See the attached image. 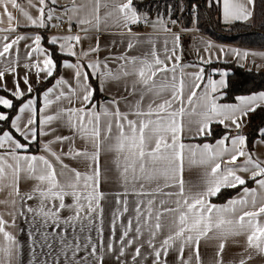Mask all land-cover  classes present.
Returning a JSON list of instances; mask_svg holds the SVG:
<instances>
[{"label":"snow or ice","instance_id":"obj_1","mask_svg":"<svg viewBox=\"0 0 264 264\" xmlns=\"http://www.w3.org/2000/svg\"><path fill=\"white\" fill-rule=\"evenodd\" d=\"M26 3L28 10L18 0H0V25L7 22L0 26V91L11 96L0 95L7 110H0V193L7 191L0 205L8 208L0 213V264H204L202 241L213 240L214 264H226V245L239 236L248 255L238 264L253 259L250 250L264 256V160L241 134L249 115L264 108V91L218 103L228 73L205 80L204 67L181 63L180 36L164 20L140 14L135 0ZM254 6L255 0H222V19L247 22ZM65 23L63 35L39 31ZM139 24L165 33L159 45L133 31ZM109 28L120 39L102 47L99 33ZM213 48L206 44L201 63L249 56ZM46 82L42 90L34 86ZM110 84L120 95L107 99ZM213 124L225 129L214 143H191L213 136ZM33 144L40 154L30 151ZM102 154H111L108 165ZM113 173L122 191L109 201L101 189ZM22 174L35 182L29 190H21ZM227 189L237 195L212 202ZM18 218L29 227L19 228Z\"/></svg>","mask_w":264,"mask_h":264},{"label":"crops","instance_id":"obj_2","mask_svg":"<svg viewBox=\"0 0 264 264\" xmlns=\"http://www.w3.org/2000/svg\"><path fill=\"white\" fill-rule=\"evenodd\" d=\"M138 0H135L136 6H137V2ZM61 3L63 4H67L68 0H60ZM18 3H21L22 6L25 7L26 10H28V6L26 3V0H18ZM255 6H256V0H255ZM255 6H254V10H253V17L247 21V22H252L254 20L255 17ZM138 8V12L142 15H148L150 17V21H156L157 19H162L165 21L166 24L171 23V21H175V23H171L174 25V27L176 28H180L182 26H184L183 24H181L179 21L172 19L170 17H165L162 16L160 14H157L156 12H148L146 9H142V8ZM11 11H13V15L14 16H20V13L17 10H13V9H9ZM0 11H2V9H0ZM220 14H221V19H222V0L220 2ZM222 22L223 19H222ZM21 23H23V19L21 17ZM226 23V22H224ZM230 23V22H228ZM2 27H6L7 26V22L5 20V24L4 25H0ZM67 29H68V25L67 23H65L62 27L60 28H54L51 29L50 31H46V30H39L42 33H46V35L48 36V38L51 37V35L56 34V35H63L67 33ZM37 31L36 29H32V28H21L19 29L20 33H31V32H35ZM76 29H73V32H75ZM119 30L116 28H109V30L107 32H101L99 33V39L101 42V46L104 47L106 45H109L111 43V41L113 39L115 40H119L120 36L119 35H112V33H116ZM174 34H178L180 36V34L178 32H174L171 31ZM136 33H139L141 35V38H146L149 34H151L153 37L157 38V42L158 45L159 43L162 41L165 33L163 32H154L153 29L150 26H146V29L143 31H138ZM2 35V34H0ZM81 35H83V33H81ZM90 36H92L93 38H95V36L97 35V33L92 32L89 33ZM94 43V40H93ZM207 43H211L212 45H214V48L212 49L213 52H216L217 55H219L218 50L219 49H224L225 51L228 50H237L241 53L244 52H248L249 56L247 57V59H239L236 56L229 54V55H220V58L217 59L216 56H213L212 59L213 61H220V62H224L227 60H235L238 64L240 65H245L248 68H254V69H259L261 67H264V48L261 47H249L246 45H239L236 43H231V42H223L221 40H218L214 37H210L206 34H199L197 33L196 35L194 34L187 42L182 41L181 37H180V44H181V48H182V61L181 63L185 64V65H198L200 67H204L205 68V80L207 79L208 76H211L213 79L219 80L221 79V76L219 75V72H227L228 75L226 77H224V79L227 81L228 83V76H229V68H225V67H221L218 65H209V64H203L200 61V57H205L207 58V53L204 51V48L206 46ZM47 46V45H45ZM85 46H87V42H85ZM48 47V46H47ZM58 47V46H56ZM146 45H142L140 46V48L134 50L133 52L130 53V55H136L141 53L142 51H144L146 49ZM122 47H116L113 49V51H121ZM105 55V52H101V56ZM59 59H62L61 57ZM115 67V65H113ZM197 68L196 67H188L186 68L187 72H194L196 71ZM22 71V70H21ZM60 73L61 74H65L66 77L68 75H70V72L66 69H64L63 67H61L60 69ZM34 79V77H33ZM7 83H8V87L11 88L12 87V77L9 76L7 78ZM37 84H35L34 86H36ZM225 89H221V92L224 93L225 95ZM199 91V90H198ZM259 91H264V90H257L254 92H250V93H243V94H239V95H248V94H252V93H256ZM120 95V92L118 91V86L115 84H110L109 85V92L107 94V99H111L113 95ZM0 95H5L6 98H11L10 94L5 93L3 91H0ZM37 95V94H36ZM223 95V97H224ZM223 97L221 99L218 100V103H235L236 101H224ZM38 98V104L40 106H42V94H38L37 95ZM100 99H105V96H101ZM0 110L3 111H7L2 109V107H0ZM261 129H264V127H262ZM64 134H68L67 131H64ZM233 135H235V132L232 133ZM241 134L245 135V133H243L241 131ZM200 137H197L195 139H193L191 141V143H203V142H208V143H214V141H210V140H202L200 139ZM219 138V137H218ZM249 150V149H248ZM32 153L34 154H40V149L38 148L37 151L35 150H30ZM250 151V150H249ZM250 152H253L254 155L256 157H259L261 160H264V143L261 142V136H259V138H257L254 142V149ZM111 160V154H102L101 156V162L102 165H108L110 163ZM243 160V158H241V161ZM66 163H69L71 166H76L77 162L76 161H71V160H65ZM112 181L111 182H107V183H102V191H104L105 193H110L111 195L108 196L109 201H114L115 199V194L119 193L122 191L121 185L119 182H117L116 178H115V173L112 174ZM191 179L195 182L198 181L199 177L198 175H196L195 173L191 176ZM34 181H29L24 179V176L22 174V178H21V190L22 191H26L29 190L31 185L34 184ZM251 187H256V185L254 183L250 184ZM237 195V192L234 193L233 195H231V197H229L228 199L234 197ZM7 196V191L0 193V199H4ZM131 199V198H130ZM212 202L216 203V204H224L227 202V199L224 201H213ZM8 211V208L4 205H0V213H6ZM5 219H10V217H8L7 215H5ZM17 225L19 228H24L27 229L29 226L28 224L23 220V219H17ZM12 231H16V229H12ZM18 235V238L20 239L21 243H25L27 240V237L25 235V233L23 232H17L16 233ZM246 238L244 236H239V237H234V238H230L227 245H226V251L224 254V260L226 262V264H232V262H236V264H238V261L243 258L246 257L248 255V253H246L244 251L245 247H246V243H245ZM218 243L219 241H202V256H203V260H204V264H214L213 261V256L215 254L214 249L216 247H218ZM251 251V255L253 256V259L248 261V264H264V256H260L257 255L254 251ZM25 261L27 260V249H26V244H25Z\"/></svg>","mask_w":264,"mask_h":264},{"label":"trees","instance_id":"obj_3","mask_svg":"<svg viewBox=\"0 0 264 264\" xmlns=\"http://www.w3.org/2000/svg\"><path fill=\"white\" fill-rule=\"evenodd\" d=\"M138 0L137 7L148 9V12L165 17H170L179 21L184 26H190L194 22L193 8H197L196 25L202 31L210 36L223 42H231L249 47L264 48V0H256L255 17L252 22L235 21L224 23L220 14V3L216 0ZM155 8V9H154ZM48 46V45H47ZM51 47V46H48ZM60 57H58L59 59ZM209 65H218L229 68L228 87L225 89L224 101H234L239 94L250 93L257 90H264V67L259 69L248 68L245 65L238 64L235 60H227L224 62L213 61ZM61 67L58 69L60 72ZM50 86L49 83L37 84L35 88L42 90L44 87ZM6 93V92H5ZM38 91L36 94H40ZM8 94V93H7ZM14 103H19L15 101ZM214 135L211 137H200L202 140L214 141L220 137L225 129L219 124H213ZM264 127V108L257 109L247 118V123L241 130L246 134L248 140V149H254V142L261 136V128ZM38 146L33 144L30 150H38ZM251 184V182H250ZM237 190H223V197H213V201H224L231 197Z\"/></svg>","mask_w":264,"mask_h":264},{"label":"built area","instance_id":"obj_4","mask_svg":"<svg viewBox=\"0 0 264 264\" xmlns=\"http://www.w3.org/2000/svg\"><path fill=\"white\" fill-rule=\"evenodd\" d=\"M192 14L194 15L195 19L192 25L190 26H182L180 28H176L174 27L173 24L168 23L167 27L171 29V31L174 32H178L180 34V37L182 39V41L187 42L194 34L196 35L197 33L199 34H205L202 29H200L197 25H196V14H197V8H193L192 10ZM147 16L149 19L150 17L148 15ZM64 25V24H63ZM146 29V25L144 24H139V25H135L133 26V31L134 32H138V31H143Z\"/></svg>","mask_w":264,"mask_h":264},{"label":"rangeland","instance_id":"obj_5","mask_svg":"<svg viewBox=\"0 0 264 264\" xmlns=\"http://www.w3.org/2000/svg\"><path fill=\"white\" fill-rule=\"evenodd\" d=\"M158 2H161V1H157V0H154V3L155 4H158ZM155 9V8H154ZM148 10V9H147ZM156 10H153V12H155Z\"/></svg>","mask_w":264,"mask_h":264}]
</instances>
